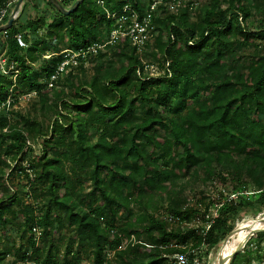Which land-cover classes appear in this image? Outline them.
I'll use <instances>...</instances> for the list:
<instances>
[{
    "label": "trees",
    "instance_id": "obj_1",
    "mask_svg": "<svg viewBox=\"0 0 264 264\" xmlns=\"http://www.w3.org/2000/svg\"><path fill=\"white\" fill-rule=\"evenodd\" d=\"M75 1L60 3L67 8ZM244 1L248 5H242ZM45 2L50 14L23 25L15 21L7 31L8 75L17 72L20 83L0 71V105L19 89L26 95L39 94L46 105L49 98L42 91L65 60L61 55L54 64L49 59L69 49L80 52L103 45L115 26L116 20L106 18L94 0H84L70 15ZM5 3L0 0V9ZM124 5L132 6L140 18L146 13L138 0H117L115 8L109 7L114 11ZM250 5L263 11L264 18V0H228L196 18L190 6L183 7L179 17L171 14L165 27L156 28V50L145 54L159 65V75H148L149 65L126 42L121 50L126 63L120 72L98 66L90 81L75 86L78 100H53L57 114L46 125L29 117L19 120L20 111L4 104L0 154L14 164L0 159L8 169L4 177L0 174L5 192L0 198V230L13 224L23 241L11 264H59L65 239L63 264L87 252L93 264H165L179 254H186L189 264H206L199 255L195 259L199 254L195 252L218 242L216 231L226 226L230 215L264 206V185L248 195L242 184L246 174L264 173V47L263 53L259 50L264 46V20L254 30L248 28ZM38 8L35 4L34 9ZM41 30H48L45 39H28ZM21 31L26 33L27 48L15 40ZM54 38L58 42L50 48L49 40ZM248 41L253 50L246 49ZM93 55L105 56L101 50L88 54ZM41 59H45L41 73L33 72ZM79 60L77 68L82 71L84 60ZM43 79L47 83L41 85ZM39 138H43L40 159L24 165V151ZM196 168L207 169L210 178L231 177L235 180L232 191L238 196L219 203L218 215L209 220L206 231L169 227L158 218L157 206L135 211L137 198L165 192L171 217L186 220L194 209L184 207L177 184ZM21 174H33L34 179L28 181V188L14 190L9 181ZM120 213L126 219L121 226ZM34 227L41 229L38 239L32 235ZM63 231L71 236L63 237ZM132 236L135 240L121 248ZM253 237L263 241L264 232ZM251 239L244 255L236 254L230 264L258 260L250 248ZM9 251L0 244V264Z\"/></svg>",
    "mask_w": 264,
    "mask_h": 264
},
{
    "label": "rangeland",
    "instance_id": "obj_2",
    "mask_svg": "<svg viewBox=\"0 0 264 264\" xmlns=\"http://www.w3.org/2000/svg\"><path fill=\"white\" fill-rule=\"evenodd\" d=\"M109 4L112 7H116L117 0H108ZM141 2L143 9H145V12L149 11L151 9L152 3L159 0H138ZM162 3L157 5L154 10V29L151 31L149 36V41L146 44L144 50L137 51L138 55L141 57L142 60H144L149 66H147V72L148 75L154 76L159 75L160 73V67L157 63H155L152 60V57H146V53H152L156 50V38L159 35L156 28L165 27L167 23L172 19L171 14H174L176 16H180L182 12V8L185 6H190V14L193 18H196V14H200V12L206 10L208 7L214 5V4H221L226 5L228 0H177L179 4H172L170 3V0H160ZM152 2V3H151ZM149 3L150 6L148 5ZM242 5H248L246 1L242 3ZM14 6L11 9V12L13 10ZM250 9L252 11V17L249 18L247 21V26L250 30H254L256 27H259L263 23V11L256 10L254 6L250 5ZM45 8H42V15L41 12L36 11L34 8L31 7L28 8L27 13H29L30 17H39L43 16L46 12L47 14H50L51 9L48 8L47 11ZM10 12V14H11ZM54 12V10L52 11ZM10 16V15H9ZM49 23L52 21V17H48ZM16 22H19V25H23V19H16ZM48 30H41L37 32L36 34L31 33L29 34V40H32L33 42L36 40V38L45 39L47 37ZM20 34L23 36L26 35L24 31H21ZM7 31L0 33V71L5 74L6 77H8L10 80H13L15 84H19V78L18 73L16 72L13 75H8L9 71L7 70V59L5 55L6 45L4 46V39L6 41L7 39ZM247 37V36H245ZM57 38H54L53 40H49V46L52 48L53 45L57 44ZM48 42V41H47ZM246 49L247 50H253L254 47L251 43L246 42ZM263 45H260V51H263ZM123 48V44H114L109 45L107 47H103L101 51L105 54L104 58L102 59H96V56H87L86 60H84L83 68L84 70L81 71V68L73 69V71L68 70L64 72V74H60L58 77L59 79L55 80L58 81L56 84H54L53 87H50L48 85L47 89L42 91V94H47L49 101L46 105H43L40 100V95L33 92L31 94H24L20 89L15 91L12 97H7L5 103H2L0 105V112H3L4 104H7V108L10 109V104L12 105V110H19L21 113V117L19 120H22L23 118H31L35 120H40L44 122V125H46L50 119L54 116H56L55 107L53 105V100L56 98L61 99H68L71 102H75L78 100V95L76 92L75 86L79 84H83L87 81H90V79L95 74L98 66H102V69L104 70L107 66L111 72L119 73L120 68L126 63V59L124 57H121V50ZM70 50V49H69ZM72 51V50H71ZM261 51V52H262ZM70 52V51H68ZM73 53H76L75 51H72ZM263 53V52H262ZM68 53H59L52 57V63L57 60L58 56H65ZM72 54V53H70ZM49 57V56H48ZM46 57V58H48ZM67 58V57H66ZM45 59H41L39 62L35 63L32 67L33 72L41 73L42 65L45 63ZM148 61V62H147ZM110 64V65H109ZM80 65V64H79ZM68 72L73 74V77L69 76ZM68 73V74H67ZM51 80L48 81L50 84ZM47 83V80L43 79L41 81V85H44ZM17 98L16 101H14ZM14 101V102H13ZM11 120H14V115H10ZM84 134H86V131H83ZM43 142V138H39L35 140V142H31L30 145H28V148L24 151L25 157L23 164L26 165V163H30L31 160H39L41 155V147L40 145ZM0 159H5L7 163L14 162L6 158L4 155L0 154ZM20 162L18 163V165ZM226 166V163L221 168H224ZM222 169H219L221 171ZM8 172V169L5 170L3 166L0 163V174L4 177V175ZM31 174V173H29ZM34 179V175L32 174V177H28L24 174H21L20 176H13V179L9 181L10 186L14 190H22L23 187L28 188V181L31 182V180ZM4 179H0V183L2 184ZM242 184L246 188V194H251L255 190L259 189L262 185H264V173L263 172H256L254 174H246L245 177L242 178ZM90 185V182L86 183V186L88 187ZM235 186V180H233L231 177H228L226 180L221 179L220 177L210 178L208 177V170L205 168H196L192 169V171L189 173V175L183 179L177 184V196L181 200L182 204L185 208H193L194 211L188 217L186 220H180L177 218L171 217L169 212L166 209L167 206V199L168 195L165 192H157L153 194H144L142 198H137L135 202L133 203V207L135 208V211H138L140 207L144 208L145 206H149V210H154V208L157 206L159 209L157 211L158 218L165 220L169 227H178L181 228L184 231L194 229L197 232L201 233L203 231H206L208 222L212 218H216L218 215V210L221 208L220 202L223 203L229 199H237V193H234L232 189ZM61 196L63 193H60ZM5 195V192H3V189L0 187V198H2ZM213 202V205H210ZM206 206L209 207V211L206 212ZM121 215V222L119 225L123 224L125 222V216L120 213ZM258 219H264V206H257L254 208H248L243 209L239 211L238 213H232L230 215L229 221L226 224V226L220 230L216 231L218 242L213 245H203L198 251L195 252L199 253L196 254L195 259L199 256H201L206 262V264H213L218 261V255L219 250L221 248V245L224 243L225 239L230 236L234 231H236L243 223L258 220ZM123 234V233H122ZM63 237L68 238L71 236L70 231H63L62 233ZM0 238H1V247L3 249L9 248V252L6 253L4 264H11L14 260L17 259L16 257V249H18L23 241L18 235V231L16 227L11 224L9 225L5 230H0ZM67 239L61 242V250L58 255V261L59 264H63L64 260V248L67 244ZM135 240V236H132L130 239H125L123 244L121 245V248L126 249L127 246L131 241ZM250 248L253 250L254 257L256 256L258 260L254 261L253 263L248 264H264V240L263 241H257L255 240V237H252L250 241ZM29 253H32L29 251ZM244 251L242 250V255H244ZM199 255V256H198ZM174 264V261L170 259L168 262L166 261L165 264ZM198 263V262H197ZM17 264H23V262H18ZM71 264H93V257L90 253H82L79 257L72 260ZM113 264H119L116 261H113ZM237 264H243L241 262H238Z\"/></svg>",
    "mask_w": 264,
    "mask_h": 264
},
{
    "label": "built area",
    "instance_id": "obj_3",
    "mask_svg": "<svg viewBox=\"0 0 264 264\" xmlns=\"http://www.w3.org/2000/svg\"><path fill=\"white\" fill-rule=\"evenodd\" d=\"M18 0H6V3L3 8L0 9V26L7 22V17L10 15L11 9ZM59 2L61 0H58ZM172 4H179L177 0H170ZM97 7L100 9L103 15L106 18L115 19V26L112 28L108 41L101 45L95 44L91 46L87 51H80L73 53L71 50H66L63 53H68L64 56L63 63L58 67L56 75L52 76L50 87L53 86L54 81L57 79L58 75L64 74V72L72 69L73 66H78L80 63L79 58L86 60L89 53L96 54L98 50H101L103 47L114 44H124L128 42L132 47L137 51L144 50L146 44L149 41V36L151 31L154 29V10L157 5L162 2L155 1L151 5V9L147 11L142 18L137 11L130 5H124L122 9L116 8L114 11H111L109 7L108 0H94ZM162 5V4H161ZM15 40L22 48H27L28 44L25 41L22 34H17ZM70 51V52H68ZM72 53V54H70ZM67 57V58H66ZM32 235L35 239H38L41 235V229L39 227H34L32 229ZM108 253V257H110ZM174 264H189V260L186 254H179L176 256Z\"/></svg>",
    "mask_w": 264,
    "mask_h": 264
},
{
    "label": "water",
    "instance_id": "obj_4",
    "mask_svg": "<svg viewBox=\"0 0 264 264\" xmlns=\"http://www.w3.org/2000/svg\"><path fill=\"white\" fill-rule=\"evenodd\" d=\"M26 0H18L7 20V22L3 25L0 26V33L8 31L16 19L19 16L20 10L25 3ZM49 3H51L61 14L63 15H70L76 9L83 3L84 0H76L72 6L69 8L64 7L58 0H47ZM261 223L264 224V219L260 221ZM242 228L239 227L236 231H234L230 236H228L225 241L224 245L226 246L227 242L229 239L237 234ZM259 232H264V227L262 228H252L249 233L245 236V238L242 240V242L239 243V245L233 249L231 252L225 253V254H220L218 257V264H230L234 256L238 253H240L246 246V244L249 242V240L255 236Z\"/></svg>",
    "mask_w": 264,
    "mask_h": 264
},
{
    "label": "bare ground",
    "instance_id": "obj_5",
    "mask_svg": "<svg viewBox=\"0 0 264 264\" xmlns=\"http://www.w3.org/2000/svg\"><path fill=\"white\" fill-rule=\"evenodd\" d=\"M263 219H258L250 222L243 223L240 227L242 228L237 234L232 236L229 241L227 242L226 246L224 244L221 245V248L219 250V255L231 252L233 249H235L240 242L245 238V236L249 233V231L252 228H262L264 227V224L260 221ZM218 255V257H219ZM213 264H218V261Z\"/></svg>",
    "mask_w": 264,
    "mask_h": 264
},
{
    "label": "crops",
    "instance_id": "obj_6",
    "mask_svg": "<svg viewBox=\"0 0 264 264\" xmlns=\"http://www.w3.org/2000/svg\"><path fill=\"white\" fill-rule=\"evenodd\" d=\"M35 4L39 5L38 10H36V11L40 10L39 12H41L42 8H45L48 10V6L46 5L45 0H26L25 3L23 4V6L20 10L19 16H18V18L20 17L19 19H21V18L23 19V24H26L29 19H32V17L29 16L30 14L27 13V10L29 7H31L33 9ZM67 8H69V7H67ZM39 17H40V14H39Z\"/></svg>",
    "mask_w": 264,
    "mask_h": 264
}]
</instances>
